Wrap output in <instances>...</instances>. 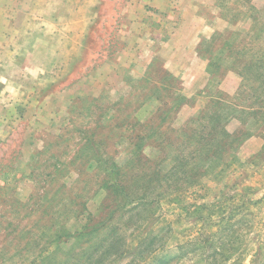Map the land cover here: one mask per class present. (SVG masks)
Returning a JSON list of instances; mask_svg holds the SVG:
<instances>
[{
  "label": "rangeland",
  "instance_id": "rangeland-1",
  "mask_svg": "<svg viewBox=\"0 0 264 264\" xmlns=\"http://www.w3.org/2000/svg\"><path fill=\"white\" fill-rule=\"evenodd\" d=\"M0 264H264V0H0Z\"/></svg>",
  "mask_w": 264,
  "mask_h": 264
}]
</instances>
